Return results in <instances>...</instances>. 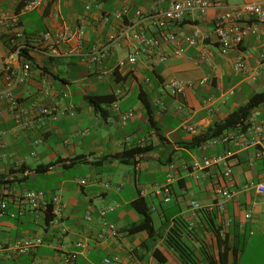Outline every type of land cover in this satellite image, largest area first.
Returning a JSON list of instances; mask_svg holds the SVG:
<instances>
[{
  "label": "crops",
  "instance_id": "1",
  "mask_svg": "<svg viewBox=\"0 0 264 264\" xmlns=\"http://www.w3.org/2000/svg\"><path fill=\"white\" fill-rule=\"evenodd\" d=\"M31 1L0 0V91L5 67L16 65L7 40L10 31L18 28L23 39L32 44L26 55L33 71L15 92L25 107L36 102L56 109L43 114L32 108L21 119L5 110L0 117V175L22 166L32 169L26 180L8 183L12 194L8 213L0 217V264H218V227L235 248L224 264H264V193L245 187L264 182V144L236 149L230 178L223 175L226 163L199 171L191 167L203 154L223 150L222 145L204 150L200 147L205 141L202 136L255 92L250 84L257 80L249 82L235 71L234 61L239 51L250 52L255 58L264 51V43L250 36L241 50L222 54L211 34L193 46L183 41V53L176 55L173 44L162 39L163 29L155 25L154 0H104L100 7L92 5L90 9L86 6L93 0H37L30 5ZM246 2L264 0H225L206 15L192 11L183 20L170 22L165 30L187 34L197 26L212 30L218 15ZM124 6L128 12L117 19L115 13ZM160 6L166 9L168 2ZM124 24L144 28L160 39L159 50L168 54L167 60L153 64L138 51L136 65L120 66V61L138 48L136 29L130 38H121L114 45L109 58L100 62L83 59V53L105 44ZM67 28L77 32L66 41L38 40L44 32ZM203 46L209 49L211 65L195 61ZM203 77L208 79L206 85L188 88L184 95L169 86L172 78ZM121 83L129 90L117 102L119 109H134L127 122L121 121L114 100L102 103L106 114L86 100L91 94L113 95ZM243 83L249 88H241ZM231 88L235 90L232 94ZM211 94L215 99L208 110L205 100ZM179 103L184 104V112L178 111ZM257 109L264 122V106ZM185 124L195 129H185ZM137 145H151L155 157L136 165L113 157ZM60 157L77 158L78 162L33 170ZM169 171L176 177L171 183V200L163 201L154 190L145 196L156 231L152 235L146 230L128 232V227L142 219L132 205L141 188L165 182ZM81 179L87 183L81 184ZM32 181L39 187H32ZM105 182L110 186H104ZM222 186L234 193L224 211L192 209V199L213 204L216 188ZM27 189L58 193L66 204L64 214L47 221L48 205L32 210L22 198ZM107 206L114 207L105 218L115 223L117 235H111L103 224L99 211ZM88 210L93 212L91 221L84 219ZM36 236L44 242L29 254H10L1 247ZM72 254L77 255L75 260H71Z\"/></svg>",
  "mask_w": 264,
  "mask_h": 264
},
{
  "label": "built area",
  "instance_id": "2",
  "mask_svg": "<svg viewBox=\"0 0 264 264\" xmlns=\"http://www.w3.org/2000/svg\"><path fill=\"white\" fill-rule=\"evenodd\" d=\"M104 0H93L86 6L90 9L92 5L100 7ZM168 2L166 9L161 8V4ZM37 0H32L30 5L37 4ZM225 3V0H154L153 8L155 11V25L159 29H163L164 41L172 43L174 46V53L181 55L183 53L180 48V44L184 41L188 45H196L200 40L209 37L214 34L216 42L218 43L219 50L222 54H228L234 49H239L241 45L250 36L264 43V3L263 2H246L240 5H236L227 9L225 12L218 15L213 23L212 30L203 29L200 26L194 28V30L187 34L183 31L174 32L166 31V26L170 22L181 21L186 15L192 11H197L201 15H206L213 7L220 6ZM128 12L126 6L122 7L115 13L117 19H123L124 14ZM141 15L142 11H138ZM137 30L134 37L137 39V50L129 52L124 59L119 63L120 66H134L138 63L139 53H143L145 59L153 64H160L167 60L168 54L161 52V40L150 35L144 28L137 29L135 25L124 24L122 30L118 33H112L108 36V40L105 44L94 45L89 52L83 53L84 60H90L91 62H100L109 58L112 54L113 47L121 38H130L131 31ZM77 32V29L67 28L63 32L52 33L50 31L42 33L38 40L52 39L56 43L66 41L72 38ZM24 33L18 28H14L10 31L8 36V46L11 53L16 59V65H7L4 69V87L0 91V117L3 116L4 111L8 110L16 118L21 119L28 115L30 109H37L40 113L51 114L55 111L56 107L51 105H39L34 102L31 106L25 107L22 101L17 96L16 88L24 83L31 75L33 71L32 63L24 53L26 48H30L32 44L23 39ZM241 50V49H239ZM250 52L239 51L235 57L234 69L237 72L243 74L244 78L249 82H254L264 75V51L258 53L253 58ZM209 49L203 46L200 53L195 57V61L199 64H212ZM207 77H203L199 80H181L178 78H172L169 80V86L178 95H184L188 88H192L199 85L207 84ZM129 90V87L125 83H121L114 90V106L115 109L120 112V119L122 122H127L134 116V109L129 108L125 111H120L117 102L124 96ZM234 88L229 89V92L234 93ZM215 99V95H209L205 100V105L208 110L211 109L212 102ZM178 111H185L183 103H179L177 106ZM259 111L254 109L245 121L243 126L224 131L219 135L212 136L208 140L201 144V148L206 150L209 147L222 145L223 150L218 153L203 154L199 159L195 160L192 164L193 171L203 170L221 163H226L223 170V175L226 178H230L233 173L231 161L234 159L236 149L259 146L264 144V122H261L258 118ZM185 129L193 131L195 129L192 125H184ZM176 179L173 171L167 173L165 182L155 183L152 186L143 187L140 190V196L145 197L150 194L151 191L158 193L163 201L169 202L171 200V183ZM81 184H86L87 179H81ZM104 186H110L109 182H105ZM246 188H255L257 191L264 193V182L261 183H247ZM12 194L11 188L8 184L2 185L0 188V217H3L8 213V197ZM217 197L211 205H205L197 199H192L190 204L194 211L208 209L216 210L219 212L224 211L227 202L233 196V190L228 186H222L216 188ZM23 200L29 205L32 210H39L44 206L51 205L52 213L54 216H62L64 214L66 204L62 200L58 193H48L42 189H27L22 193ZM113 206H107L100 209V215L103 217V224L109 230L111 235H117L118 230L114 222L105 218L106 213L112 210ZM11 216H15L14 212L9 213ZM252 215L250 212L246 213V217L250 218ZM84 219L91 221L93 219L92 210H88ZM44 242L42 237H26L21 240L10 242L1 246L7 250L10 254H29L36 250ZM76 254L70 256L71 260L76 259ZM106 262L110 261V258L105 259Z\"/></svg>",
  "mask_w": 264,
  "mask_h": 264
},
{
  "label": "trees",
  "instance_id": "3",
  "mask_svg": "<svg viewBox=\"0 0 264 264\" xmlns=\"http://www.w3.org/2000/svg\"><path fill=\"white\" fill-rule=\"evenodd\" d=\"M24 53H28V48L24 50ZM145 105L149 109V103L145 95L140 94ZM115 99V95H104V94H91L86 96V100L95 106L98 110L101 111L102 114H106L105 110L102 108V103L111 102ZM260 106H264V91H255L250 96L248 101L233 110L228 114V116L217 123H215L209 130L202 136V140H207L212 136L219 135L220 133L237 128L239 126H243L245 124L246 119L250 115V113L257 109ZM153 150L151 145H137L128 149H124L120 153L113 154V157L119 158L124 162L132 163L136 165L139 161L143 159H151L155 157L154 154L151 153ZM78 162L77 158H65L60 157L54 161H51L47 164H42L37 166L33 170L38 171H47L58 165L71 166ZM32 171L30 167L22 166L17 169H12L6 175H0V188L2 185L8 184L14 181L26 180L29 173ZM132 205L134 208L141 214L142 219L128 227L126 230L128 232H135L139 230H146L150 235H152L156 229L153 225V220L151 216V209L143 196H139L133 200ZM54 217L52 213V206L48 205L46 210V220L49 221ZM216 234L218 237V242L221 247L219 252V263L224 264L228 258L229 251H233L235 253V248L229 244L227 235L222 236L220 233L219 227L216 228Z\"/></svg>",
  "mask_w": 264,
  "mask_h": 264
},
{
  "label": "rangeland",
  "instance_id": "4",
  "mask_svg": "<svg viewBox=\"0 0 264 264\" xmlns=\"http://www.w3.org/2000/svg\"><path fill=\"white\" fill-rule=\"evenodd\" d=\"M245 87L249 88L247 83H243L241 85V88H245ZM251 87L253 88V91H264V75L261 76L254 84H250V89ZM30 185L32 187H39V185L35 183L34 181H32Z\"/></svg>",
  "mask_w": 264,
  "mask_h": 264
}]
</instances>
